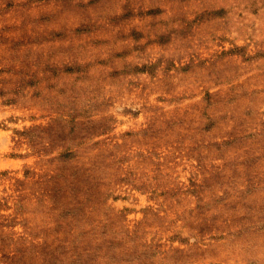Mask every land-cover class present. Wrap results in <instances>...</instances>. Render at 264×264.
I'll return each instance as SVG.
<instances>
[{
    "label": "rangeland",
    "instance_id": "obj_1",
    "mask_svg": "<svg viewBox=\"0 0 264 264\" xmlns=\"http://www.w3.org/2000/svg\"><path fill=\"white\" fill-rule=\"evenodd\" d=\"M0 264H264V0H0Z\"/></svg>",
    "mask_w": 264,
    "mask_h": 264
}]
</instances>
